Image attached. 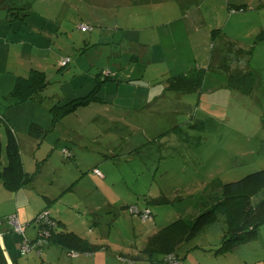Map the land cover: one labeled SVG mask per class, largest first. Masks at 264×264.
<instances>
[{"label": "rangeland", "instance_id": "obj_1", "mask_svg": "<svg viewBox=\"0 0 264 264\" xmlns=\"http://www.w3.org/2000/svg\"><path fill=\"white\" fill-rule=\"evenodd\" d=\"M20 1L35 4V15L43 12L51 25L62 28V38L47 53L53 62L46 73L50 83L43 92L46 99L40 104L27 101L15 105L11 104L10 93L0 92L3 142L6 145L7 135L1 116H7L19 136L24 166L36 175L32 185L40 195L25 189L18 200L24 208V221L20 220L24 225L28 223L32 238L36 239L39 231L32 220L48 204L56 203V198L45 197L46 192L59 198L65 188V196L57 205L64 207L67 223L85 221L84 228L95 232L93 217L99 215L100 232L117 243L115 250L126 252V248L136 246L139 231L146 228L139 217L131 214L130 207L151 204L150 191L156 195L165 193L171 201L152 204L154 215L162 220L160 226H165L182 218L192 220L212 207L221 197L224 183L264 170V41H256L264 30V0ZM240 6L244 9H238ZM81 26L92 30L84 33ZM93 37L87 45L86 41ZM139 42L149 44V50L141 51ZM246 46L255 48L248 59V67L256 70L253 73L258 78L253 92H236L235 98L223 95L224 92L206 91L222 86L228 70L217 67L216 60L210 66L212 53L216 58L220 56L219 51L213 50L232 47L238 59L239 51H246ZM19 53L15 48L11 53L1 50L0 67L10 64V72L28 76L24 71L31 61L26 54L31 57V53L25 51L23 57ZM234 56L227 55L230 61H225L230 64ZM68 58L69 66L61 67L59 63ZM198 67L206 70V78L197 93H172L153 100L144 109L137 104L146 101L137 97L133 108L122 109L128 108L123 104L134 96L142 95L137 90L146 86L128 76L147 73L159 80L168 72L177 76ZM112 72L118 77L102 84L97 94L99 101L67 114L55 128H51V123L45 124L50 116L49 106L64 105L73 100L74 94L80 95L76 98L87 96L96 89V80L113 75ZM3 74L0 71V77ZM54 94L58 96L52 98ZM37 118L49 131L42 142L28 135V119ZM148 122L152 127L146 126ZM142 125L155 136L153 143L131 150L129 144L148 141L142 137ZM68 150L74 158L66 155ZM7 164L4 150L2 167ZM96 168L106 179L94 173ZM260 198L262 195L257 199ZM0 200L4 198L0 196ZM17 205L11 198V208L16 209ZM227 229L225 211L218 209L217 222L193 243L218 245ZM10 230L11 239L22 248L29 235ZM178 254L183 253L178 249ZM216 260L217 264H264V225L255 242L238 246Z\"/></svg>", "mask_w": 264, "mask_h": 264}, {"label": "trees", "instance_id": "obj_2", "mask_svg": "<svg viewBox=\"0 0 264 264\" xmlns=\"http://www.w3.org/2000/svg\"><path fill=\"white\" fill-rule=\"evenodd\" d=\"M238 9L242 10L244 6H240ZM18 10L23 11L24 9ZM10 14L11 17H18L20 13L13 11ZM28 15L29 12L25 11L24 16L21 18L23 22ZM256 41H264V30L258 34ZM102 75L105 76V71ZM113 78V75H108L102 80H97L96 89L85 97L75 98L64 105L62 103L50 106L52 118L51 128H55L61 124L63 118L67 114L76 112L81 107H87L89 104L99 101L100 98L97 97L98 90L102 84ZM205 78L206 70L198 67L187 73L170 76L167 80L165 79L162 82L167 86L166 92L191 94L202 90ZM257 83L258 78L256 74L250 72L232 76L228 81V87L248 95L253 92ZM49 85L47 74L44 71L33 70L27 77H18L14 89L10 92L11 104L19 105L27 101H34L40 104L46 99L43 92ZM1 120L5 122L7 138L5 145L0 132V183L9 191L18 193L27 186L32 185L36 175L27 172L24 166L18 134L11 121L7 116H1ZM48 132L45 126L37 122H33L28 129V135L40 142L45 139ZM4 150H6L8 164L2 167ZM69 153V150L66 151V155L74 158L73 155ZM96 170L99 169H94V173L103 178V173L99 170L101 174H97ZM69 189H71V187ZM221 190L222 194L217 202L212 207L200 212V214L192 220L183 218L178 219L160 229L157 234L149 239L145 250L146 253L150 255L162 254L163 259L159 264H161L169 254L176 255V257L181 260L182 264H184L183 259L176 253L177 248L181 244L192 242L209 226L217 222L218 209L225 211L228 229L221 243L215 245L213 248L214 250H209L213 252L214 256H226L237 249L238 246L255 242L259 237L260 228L264 225V170L249 174L238 181L224 183L221 186ZM261 195L262 198L258 200L257 198ZM255 200H257V202H255ZM151 202V204L149 203L150 205H164L169 204L171 201L167 197L161 195L158 198H153ZM147 209L151 211V216L148 219H144L143 214ZM45 212L48 213L49 221L43 223L39 220V216L41 213ZM130 212L133 216L139 217L143 222L150 221V223H152L156 217L152 207L149 206L144 208L132 206L130 207ZM7 217L8 216L0 219H5ZM32 222L36 223L35 225L39 230L36 239L32 241L28 239L32 243L38 241L46 232L47 244L45 246L56 243L62 245L66 249H72L74 247L73 245L78 247L82 245L84 246L82 250H87V252H93L98 249L97 246L90 244L86 239L70 231L66 226L62 228L61 221L54 217L50 207L38 213ZM119 259L127 260L126 262L121 261L123 264H136L133 258L126 255H120Z\"/></svg>", "mask_w": 264, "mask_h": 264}, {"label": "crops", "instance_id": "obj_3", "mask_svg": "<svg viewBox=\"0 0 264 264\" xmlns=\"http://www.w3.org/2000/svg\"><path fill=\"white\" fill-rule=\"evenodd\" d=\"M34 6L35 4H32L30 2H24V1H22V4H21L20 0H0V51L6 50L9 53H11L12 49L14 48L19 49L20 50L19 55L22 57L25 51L30 52L31 57H30V54L29 55L26 54L27 55L26 59L30 60L31 63H30V66L27 68V70L24 71L25 74L26 73L30 74L33 70H40V71H44L45 73H47L52 68L50 64H52L53 62L52 57L51 56L49 57L47 53L49 51H53L55 48L54 42H56L58 38L59 39L62 38V28L61 27L57 28V26L51 25L52 23L50 24L48 22V18L46 14H44L43 12L39 16L35 15L36 12H35ZM18 9H24V10L20 11ZM13 11L19 12L20 13L19 16L11 17L10 13ZM25 11H28L29 15L23 22L21 18L22 16H24ZM94 39L95 37L86 41L87 45L91 44ZM36 45H38L39 48L36 49L35 48ZM138 45L140 46L141 51H148L150 47V45L147 44L146 42L145 44L143 42H139ZM245 48H246V51L245 49L239 51L241 56H239L238 59H236V57L233 55L232 47H231V50L228 48L222 49V47L219 50H217V48L213 50V52L219 51L220 56L216 58V56L213 55L212 53V55L210 56L211 58L208 62L210 66L213 64V61L216 60L217 64L216 63L215 64L217 65V67H219L220 69H224V70L228 69V70L225 76L223 77L224 81L221 83L222 86L216 87L213 89H208L206 91H213L212 93L224 92L223 95L225 96L228 94H231V96L235 98L237 97L236 92L238 91H235L228 87L229 79L235 75H242V74L250 73V71L252 72L256 71L254 68L248 67L249 54L253 53L255 48L254 47L250 48L249 46H246ZM42 52H43V55L41 54ZM229 54L234 56V59H231L230 64L227 63L230 61V58L226 57ZM243 58L245 59V61H243ZM76 64H78L77 61H75V65ZM59 65L62 66L61 62L59 63ZM250 66H251V63H250ZM118 67L121 68V66H118ZM10 68H11L10 64L6 65L3 68L0 67V71H4L5 73L3 74L2 77H0V92L4 95L12 92V90L15 87L18 77H27L26 75L17 76L18 74H15L14 72H10ZM189 71L190 70H186V71H183L182 73H187ZM169 74L171 73L168 72L165 75H163L161 78L165 80ZM113 76L114 78L115 77L117 78L118 73L117 74L113 73ZM169 76H174V75H169ZM89 77L92 78V76H89ZM128 78L130 80L139 79L138 81H140L141 84H146V86H142L140 88L138 87L139 89L137 90V92H142L143 94L138 95V96L136 95L134 96V98H132L131 102L127 104H123L125 106H128V108H122L123 110H130V108H133L136 105L134 100L137 99V97H140L142 99L141 101H146V102H142L144 104L142 103L137 104L141 109H144L145 106L149 107L148 104L149 103L152 104L153 100H159L160 98L168 97L170 96V94H172L171 92L165 91L167 86L166 84H164V82H160L161 78L159 80H156L154 79L155 77H148L147 73L142 76H134L132 74L128 76ZM146 78L151 79V80H147ZM140 89L144 91H141ZM75 90L74 92H77ZM57 96L58 95L54 94L52 98H55ZM79 96L80 95L74 94L73 99ZM202 96H204V93H202ZM202 96H201V99H203ZM29 102H31V104H36V102L34 101H29ZM39 119L41 120V118L30 119V120L28 119V122H27L28 128L33 122H37L45 126L42 122H40ZM51 121H52V118L50 114L45 124L49 125ZM146 126L150 128L152 127V124L148 122ZM142 127L144 129L143 133L145 136V137L144 136L142 137L143 138L147 137L146 139H148V141L146 143H141L138 145L129 144V146L131 147V150L141 148L145 146V144L147 143H153L152 142L153 137L155 136L150 135L151 134L150 131L145 130V125H142ZM147 132H149V136H147ZM143 138L142 140H144ZM19 142H20V139H19ZM130 152L131 151H128L127 153H130ZM104 179L106 178L103 177L102 180ZM31 186L33 185H29L26 188L19 191L18 193H14L6 189L4 185L0 183V196L4 198V200H0V202H2L1 204L3 205L2 207H0V218L19 213L18 216L20 215V219L24 221V218L22 217V214L24 213L23 212L24 208L20 207V205H23V202L22 201L20 202L18 200H20L19 198H21V194H23V191L25 189H31L33 192H37L39 194L38 189L34 188L35 186L33 187ZM72 189H73V186L71 187V190ZM29 191L30 190H28V192ZM46 193L47 194H44L46 195L45 197H48L49 199L56 198V200L54 199L56 201L55 205L48 204V206L47 205L46 206L50 207V210L52 211V214L54 215V217L58 219L59 221H61L62 228L66 226L70 231H73L75 234L86 239L90 244L97 246L98 249L93 252H87V250H82L84 248V246L82 245L80 247L73 245L74 247L72 249H66L62 245L51 243L43 247L42 249H40L41 251L33 250L29 253H24L22 248L18 247V244H15L13 239H11V234H10L11 228L7 224H5V225L0 226V234H1L0 262L1 263L3 264H123L121 260L119 259L120 255H126V256L133 258L136 264H159V262L163 259L162 254L161 255L160 254L150 255L146 253L145 251L149 239L155 234H157V232L160 229L168 225L166 224L165 226H160L163 224H160L162 223V220H160V217L158 214L152 223L142 221L144 226H146V228L142 227L141 230L139 231L138 237L136 236L138 240L136 241V246L126 248V252H120L121 250L114 249V247H119L117 243H114L110 236H106L105 234L100 232V223H101L100 219L101 218L99 215L97 216L92 215L94 216L93 224H95L97 228L95 232H91L93 230L88 232L87 228H84L87 225V222L85 221H83L82 224L81 222H78L77 225H73L69 223V221L67 223V219H65L67 217L65 216V213H64L66 212L64 210V207L57 205V203L59 201L61 202L63 200V197L65 196V193H66L65 188L62 189V192H60L62 193L59 195L60 199L57 198L56 194L54 193L53 194L50 192H46ZM47 195L51 196L52 198ZM154 195L156 194L150 191L151 199L158 198L161 195L167 197L165 193H161L160 195L158 194L156 196ZM104 197H105V193L103 194V198ZM11 198H13V201H15L19 205V206L17 205L16 209L14 207L11 208ZM105 205L106 204L104 203L103 206ZM146 206L152 207V205H149V204ZM53 207L54 208L56 207V209L54 210ZM25 226H26L25 233L27 235L28 234V231H27L28 223H26ZM35 227L37 228L36 225ZM28 235L27 236L29 239H34L32 238V236H30L31 234H28ZM193 242L194 240L189 243L181 244L176 250L177 254H178V249L183 253L182 256L180 254L178 255L183 259L184 264H217L216 259H219V256H214L213 252L210 255L207 254L208 252L207 248L212 247L210 249H213L214 246L209 247L206 245V243L198 242L194 244ZM19 248L21 251L19 250ZM204 248H205V252H203ZM75 253H79L80 255L76 257L74 256Z\"/></svg>", "mask_w": 264, "mask_h": 264}, {"label": "built area", "instance_id": "obj_4", "mask_svg": "<svg viewBox=\"0 0 264 264\" xmlns=\"http://www.w3.org/2000/svg\"><path fill=\"white\" fill-rule=\"evenodd\" d=\"M81 30L82 31H88V30H92L91 28H88L87 26H81ZM71 62V59H63L61 65L62 66H67L69 65ZM97 174H101V172L99 170H96ZM137 211V210H134ZM151 216V211L149 209H147L144 214H143V218L144 219H148ZM39 220L43 223L48 222L49 221V217H48V213H41V215L39 216ZM7 224L11 229H13L15 232L21 233L24 235L25 233V225L21 222L20 217L17 214H13L8 216L5 219H0V226L1 225H5ZM12 230V231H13ZM46 235L47 233L45 232L44 236H42L38 241L32 243L30 242L28 239L25 240V242L23 243L22 249L24 253H29L33 250H39L43 248V246H45L47 244V239H46ZM1 236V234H0ZM74 256L78 257L79 254L75 253ZM122 262H126V259H120ZM161 264H182L181 260H179L176 255L174 254H169L166 256V258L164 259V261Z\"/></svg>", "mask_w": 264, "mask_h": 264}]
</instances>
